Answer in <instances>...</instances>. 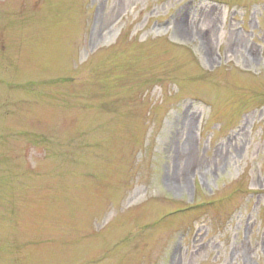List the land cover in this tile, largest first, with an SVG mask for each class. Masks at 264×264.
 <instances>
[{"label":"rangeland","instance_id":"1","mask_svg":"<svg viewBox=\"0 0 264 264\" xmlns=\"http://www.w3.org/2000/svg\"><path fill=\"white\" fill-rule=\"evenodd\" d=\"M0 264H264V0H0Z\"/></svg>","mask_w":264,"mask_h":264}]
</instances>
